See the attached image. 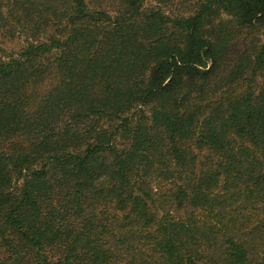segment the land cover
<instances>
[{"label": "trees", "instance_id": "obj_1", "mask_svg": "<svg viewBox=\"0 0 264 264\" xmlns=\"http://www.w3.org/2000/svg\"><path fill=\"white\" fill-rule=\"evenodd\" d=\"M0 264H264V0H0Z\"/></svg>", "mask_w": 264, "mask_h": 264}, {"label": "rangeland", "instance_id": "obj_2", "mask_svg": "<svg viewBox=\"0 0 264 264\" xmlns=\"http://www.w3.org/2000/svg\"><path fill=\"white\" fill-rule=\"evenodd\" d=\"M25 45V38L19 32L14 31L13 35H7L5 38H0V47L4 50L6 55L18 52Z\"/></svg>", "mask_w": 264, "mask_h": 264}]
</instances>
